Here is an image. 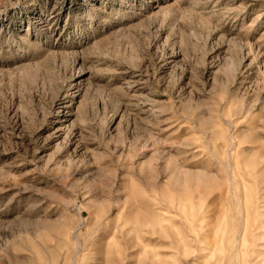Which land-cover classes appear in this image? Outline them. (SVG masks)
<instances>
[{"label": "rangeland", "instance_id": "rangeland-1", "mask_svg": "<svg viewBox=\"0 0 264 264\" xmlns=\"http://www.w3.org/2000/svg\"><path fill=\"white\" fill-rule=\"evenodd\" d=\"M262 222L264 0H0V264H254Z\"/></svg>", "mask_w": 264, "mask_h": 264}, {"label": "bare ground", "instance_id": "bare-ground-1", "mask_svg": "<svg viewBox=\"0 0 264 264\" xmlns=\"http://www.w3.org/2000/svg\"><path fill=\"white\" fill-rule=\"evenodd\" d=\"M259 227H264V222H262ZM258 239H264V233H259ZM263 246L264 245H262V243L261 244H257V247H263ZM252 254H254V256H255L254 259H253L254 264H264V258L262 260H260V257L264 255V251L263 250H261V249H255L252 252ZM250 263H252V261L247 262V264H250Z\"/></svg>", "mask_w": 264, "mask_h": 264}]
</instances>
